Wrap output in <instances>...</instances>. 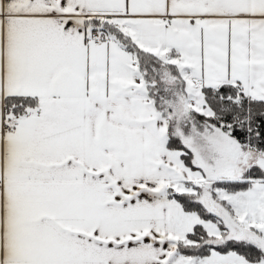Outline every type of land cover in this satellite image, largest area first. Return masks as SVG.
<instances>
[{"label": "snow or ice", "instance_id": "obj_1", "mask_svg": "<svg viewBox=\"0 0 264 264\" xmlns=\"http://www.w3.org/2000/svg\"><path fill=\"white\" fill-rule=\"evenodd\" d=\"M0 264H264V0H0Z\"/></svg>", "mask_w": 264, "mask_h": 264}]
</instances>
